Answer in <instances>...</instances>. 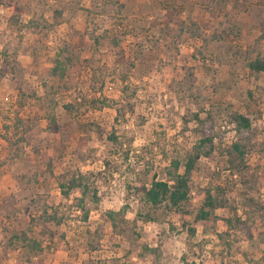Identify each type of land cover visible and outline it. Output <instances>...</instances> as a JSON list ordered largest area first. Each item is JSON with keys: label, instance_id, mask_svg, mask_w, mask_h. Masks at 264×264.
Instances as JSON below:
<instances>
[{"label": "rangeland", "instance_id": "obj_1", "mask_svg": "<svg viewBox=\"0 0 264 264\" xmlns=\"http://www.w3.org/2000/svg\"><path fill=\"white\" fill-rule=\"evenodd\" d=\"M246 53L264 56V0H0V264H264V72ZM233 111L251 119L242 163ZM209 126L185 205L146 203ZM207 191L225 204L196 222Z\"/></svg>", "mask_w": 264, "mask_h": 264}, {"label": "trees", "instance_id": "obj_2", "mask_svg": "<svg viewBox=\"0 0 264 264\" xmlns=\"http://www.w3.org/2000/svg\"><path fill=\"white\" fill-rule=\"evenodd\" d=\"M229 20L231 17H228ZM263 28V27H262ZM198 30V29H197ZM196 30V31H197ZM194 36H200L199 32L192 33ZM248 53V52H247ZM246 53V54H247ZM245 64L248 68L249 74L258 79L259 75L264 72V56H259L258 54L254 57L249 54L245 55ZM15 64V62H14ZM60 68L59 62H56L51 69V72L54 74ZM199 120L198 116L195 115ZM232 122L235 125L237 132L242 134V141H234L232 143V150L236 153L240 162L245 151L248 148V141L246 140L247 134L251 130V119L243 113L238 111H233L230 115ZM202 137L199 141L193 146L192 151L188 155L186 161L183 165V172L178 173L179 162L177 160H172L171 165L174 172L170 175L169 180H155L153 179L149 187L142 188L144 201L151 206H157L163 202L170 205V207H181L184 206L188 200V194L190 191V177L192 171L195 167L197 160L200 156H212V151L214 147L213 143V134L212 128L209 126L206 129H202ZM86 178L84 175L73 173L70 177L66 178L65 174H61L58 177V186L60 192L64 198H69L70 192L76 188H81L82 195L84 194V189L86 187L83 183V179ZM222 199H217L210 191L206 192V195L198 208V211L195 214V221L197 222H211L216 220L217 216L215 213L216 208L224 206ZM41 215L46 221H53L55 224L60 223V219L56 216L55 212L48 213L47 209L44 208L41 211ZM113 212H108V217L112 218ZM36 218L35 215L31 216ZM115 226V219H111ZM192 233L195 232V229H190ZM34 247H39L38 244L34 242Z\"/></svg>", "mask_w": 264, "mask_h": 264}, {"label": "built area", "instance_id": "obj_3", "mask_svg": "<svg viewBox=\"0 0 264 264\" xmlns=\"http://www.w3.org/2000/svg\"><path fill=\"white\" fill-rule=\"evenodd\" d=\"M191 193H194V191H190Z\"/></svg>", "mask_w": 264, "mask_h": 264}]
</instances>
